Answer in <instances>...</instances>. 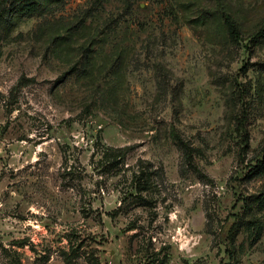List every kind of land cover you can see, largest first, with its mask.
<instances>
[{
  "label": "rangeland",
  "instance_id": "1",
  "mask_svg": "<svg viewBox=\"0 0 264 264\" xmlns=\"http://www.w3.org/2000/svg\"><path fill=\"white\" fill-rule=\"evenodd\" d=\"M263 31L264 0H0V264H264Z\"/></svg>",
  "mask_w": 264,
  "mask_h": 264
},
{
  "label": "trees",
  "instance_id": "2",
  "mask_svg": "<svg viewBox=\"0 0 264 264\" xmlns=\"http://www.w3.org/2000/svg\"><path fill=\"white\" fill-rule=\"evenodd\" d=\"M225 25H226L227 29L230 30L231 34H232L234 37L237 38V37H238L237 29H236L234 23L231 21L230 18H226V19H225ZM263 33H264V31H263ZM240 123H241V122H240ZM247 143H248V140H247V137H245L244 140H243V144H244V146H246ZM262 162H264V157H263V159H262Z\"/></svg>",
  "mask_w": 264,
  "mask_h": 264
}]
</instances>
